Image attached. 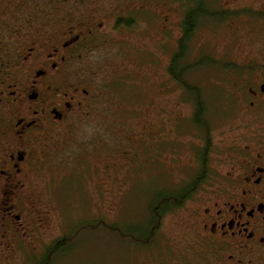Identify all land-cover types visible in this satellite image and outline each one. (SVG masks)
Instances as JSON below:
<instances>
[{"label":"rangeland","instance_id":"374dc122","mask_svg":"<svg viewBox=\"0 0 264 264\" xmlns=\"http://www.w3.org/2000/svg\"><path fill=\"white\" fill-rule=\"evenodd\" d=\"M102 2L112 9L121 6L125 16H133L138 24L125 32L114 28L98 53L86 59L98 76L100 100L91 115L71 126L70 139L44 164L45 184L38 191L43 195L39 209L48 216L46 228L37 237L21 231L15 260L9 264L35 262L64 235L67 249L58 252L51 264H149L148 260L163 256L166 245L172 244L167 236L189 229L192 203L165 215L153 245L138 242L135 230L148 228L154 193L177 188L200 173L198 155L205 152V138L214 144L206 150V168L201 172H226L230 166L221 160L247 129L250 102L264 98L259 91L264 80L261 0H209L210 8L244 11L223 21H203L189 42L185 62L204 56L216 59L187 76L201 86L206 101L202 125L194 123L190 93L167 71L189 2ZM231 61L242 65L226 68L225 62ZM243 70L253 71L242 74ZM235 82L239 85L229 86ZM178 116L174 132V121L169 119ZM168 120V131L158 132ZM154 139L160 143L153 149Z\"/></svg>","mask_w":264,"mask_h":264},{"label":"flooded vegetation","instance_id":"af4514ba","mask_svg":"<svg viewBox=\"0 0 264 264\" xmlns=\"http://www.w3.org/2000/svg\"><path fill=\"white\" fill-rule=\"evenodd\" d=\"M120 7L102 0H0V264L15 260L21 231L37 237L46 228L38 191L45 184L44 164L101 97L98 76L86 59L98 53L111 31L138 24ZM123 18L132 20L131 27L120 24ZM180 32L177 39L182 21ZM260 102H250L247 129L221 160L229 169L206 174L186 200L192 203L189 229L168 235L172 244L149 264H264V98ZM179 118L169 119L174 132ZM169 120L158 132L168 131ZM160 230L135 232L138 242L153 245Z\"/></svg>","mask_w":264,"mask_h":264},{"label":"trees","instance_id":"16d2710c","mask_svg":"<svg viewBox=\"0 0 264 264\" xmlns=\"http://www.w3.org/2000/svg\"><path fill=\"white\" fill-rule=\"evenodd\" d=\"M187 1L189 2V5L183 14L182 20L183 32L181 37L177 39V47L171 53L170 63L167 67V71L173 80L178 81L181 84L182 88L190 93V100L194 104L195 109L193 115L194 123L197 125H202L206 124V101L201 91V86L188 81L187 76L195 67H199V65L208 63L209 61H215L216 59L214 57L210 58V56H204L199 61L196 60L190 63L185 62L189 42L203 23V21H206L207 19L223 21L231 17L232 15H237L243 12L244 10L210 8L208 4L209 0ZM122 23H124L126 27H131L133 22L130 18H123L120 24ZM232 64H236L237 66L242 65L234 61L225 62L226 68L231 66ZM242 67L244 69L246 68V66ZM252 71L253 70H243L241 73H251ZM211 145L212 143L209 142L207 138H205V145L203 146L205 152L203 153V155L201 154L202 159L199 162V174H197L194 178L187 180L177 188L159 189L154 193V196L151 200V209L149 211V217L147 221L148 228L146 229H160L162 220L165 215L182 208L186 200L190 198L191 195H193L195 189L200 184V179L206 177V174H204V172H201V170L203 171L206 168L207 160L205 153L207 149L208 151L210 150ZM144 235H147V233L143 234L142 236ZM67 240V235L53 240L45 248L44 253L39 259L35 261L34 264H51L58 252H63L67 249ZM147 243L151 244L149 240H147Z\"/></svg>","mask_w":264,"mask_h":264},{"label":"water","instance_id":"95a60500","mask_svg":"<svg viewBox=\"0 0 264 264\" xmlns=\"http://www.w3.org/2000/svg\"><path fill=\"white\" fill-rule=\"evenodd\" d=\"M261 90L264 92V82L261 84Z\"/></svg>","mask_w":264,"mask_h":264}]
</instances>
